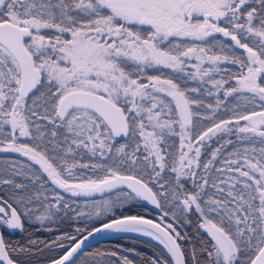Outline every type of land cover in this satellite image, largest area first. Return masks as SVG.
<instances>
[{
	"label": "snow or ice",
	"instance_id": "1",
	"mask_svg": "<svg viewBox=\"0 0 264 264\" xmlns=\"http://www.w3.org/2000/svg\"><path fill=\"white\" fill-rule=\"evenodd\" d=\"M0 153V264H264V0H0Z\"/></svg>",
	"mask_w": 264,
	"mask_h": 264
},
{
	"label": "trees",
	"instance_id": "2",
	"mask_svg": "<svg viewBox=\"0 0 264 264\" xmlns=\"http://www.w3.org/2000/svg\"><path fill=\"white\" fill-rule=\"evenodd\" d=\"M159 74V73H155ZM0 159L7 160L4 153H0ZM84 162H88V158H84ZM67 196V194H65ZM144 203V202H142ZM142 215L150 217L153 219H158L159 212L148 208L139 209ZM81 221L71 220L67 223L52 224V231H48L46 227L41 225L34 224L28 228L27 232H20L18 230L12 232H5V239L9 241L14 246H27L30 239L37 241V246H33L32 251L26 255H21L20 260L24 261V264H44L49 262V258L53 255L59 256L62 253L57 249L50 252L48 248L45 247V244H52V241L55 240L61 232L63 231H73L77 226H80ZM195 230V219H193L192 225L187 227L185 231L189 235H194ZM4 232V230H2ZM117 246H122L123 248H134L139 253H142L144 257H151L157 254H161V246L156 242L150 241L136 236H120L113 239H107L102 242L97 243L91 248L85 251L86 255L83 258L85 262L97 252L115 249ZM43 249V251H38ZM55 249V245H52ZM130 259H133L134 264H140L142 257L134 256L129 254Z\"/></svg>",
	"mask_w": 264,
	"mask_h": 264
},
{
	"label": "water",
	"instance_id": "3",
	"mask_svg": "<svg viewBox=\"0 0 264 264\" xmlns=\"http://www.w3.org/2000/svg\"><path fill=\"white\" fill-rule=\"evenodd\" d=\"M146 203V202H145ZM150 209L152 210H155V211H159V210H156L154 209V207L152 205H147ZM150 218V217H149ZM0 232H2L1 228H0ZM120 236H136V237H141V238H144V239H148L150 241H153L151 240L150 238L148 237H144V236H141L139 234H131V233H127V234H110V233H101V234H97L94 238H90L89 241L86 242L84 248H85V251L89 248H91L92 246L96 245L97 243L99 242H102L104 240H107V239H113V238H116V237H120ZM155 242V241H153ZM157 243V242H156ZM158 244V243H157ZM159 245V244H158ZM160 246V245H159ZM44 264H49L48 263H44Z\"/></svg>",
	"mask_w": 264,
	"mask_h": 264
},
{
	"label": "flooded vegetation",
	"instance_id": "4",
	"mask_svg": "<svg viewBox=\"0 0 264 264\" xmlns=\"http://www.w3.org/2000/svg\"><path fill=\"white\" fill-rule=\"evenodd\" d=\"M217 35L219 36V34H217ZM224 39H226V38H224ZM4 155L6 156L7 159L9 157H15V158L20 159V160L25 159V158L16 156V154H11V153H4ZM1 230H4V229L1 228Z\"/></svg>",
	"mask_w": 264,
	"mask_h": 264
},
{
	"label": "rangeland",
	"instance_id": "5",
	"mask_svg": "<svg viewBox=\"0 0 264 264\" xmlns=\"http://www.w3.org/2000/svg\"><path fill=\"white\" fill-rule=\"evenodd\" d=\"M165 74H168L169 70H164ZM155 74V73H154ZM145 203V202H144ZM81 208H83V204L80 205ZM149 208V207H148ZM159 212V211H157Z\"/></svg>",
	"mask_w": 264,
	"mask_h": 264
}]
</instances>
